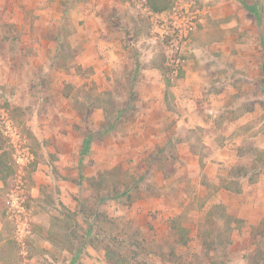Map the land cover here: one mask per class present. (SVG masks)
Listing matches in <instances>:
<instances>
[{
  "label": "rangeland",
  "instance_id": "374dc122",
  "mask_svg": "<svg viewBox=\"0 0 264 264\" xmlns=\"http://www.w3.org/2000/svg\"><path fill=\"white\" fill-rule=\"evenodd\" d=\"M0 128V264H264V0H0Z\"/></svg>",
  "mask_w": 264,
  "mask_h": 264
},
{
  "label": "trees",
  "instance_id": "16d2710c",
  "mask_svg": "<svg viewBox=\"0 0 264 264\" xmlns=\"http://www.w3.org/2000/svg\"><path fill=\"white\" fill-rule=\"evenodd\" d=\"M173 2H174V0H148V4L150 6V9L152 10V12H154L156 14H159V13H162V12H165V11L171 9ZM7 145H8L7 140L4 138V135H3L1 128H0V151H2V153L0 155V180H2L4 182L7 181L8 177L12 173L11 168L7 164V162H8L7 159L10 156V152H8V150H6ZM50 167L54 170L53 165H50ZM96 238H98V237H96ZM179 240H180L182 246H185V247L188 246L190 238L188 236V231L186 229L181 230ZM116 256H117V253L113 252L111 250V248L109 247L107 249L108 259L114 260V258ZM118 260H119V258H118Z\"/></svg>",
  "mask_w": 264,
  "mask_h": 264
},
{
  "label": "crops",
  "instance_id": "0c3cea01",
  "mask_svg": "<svg viewBox=\"0 0 264 264\" xmlns=\"http://www.w3.org/2000/svg\"><path fill=\"white\" fill-rule=\"evenodd\" d=\"M142 72H144V70L142 71ZM139 78V80L137 79V83H138V85H141V83L142 82H144L143 81V78H144V76L143 75H140V77H138ZM146 81V80H145ZM161 80L160 79H158V80H155V82H157L160 86H162V83L160 82ZM194 82V81H193ZM192 82V83H193ZM143 84V83H142ZM253 84V83H252ZM196 86L197 87H200L198 84H196ZM257 87V86H256ZM193 88L195 89V83H193ZM171 90H173V87H171ZM176 95L177 96H179L178 95V93H177V91H176ZM164 97H166V96H164ZM178 99V98H177ZM188 100V99H187ZM190 100V99H189ZM188 100V101H189ZM167 102V101H166ZM194 105H195V108L197 109V111H199V108L200 107H202V108H205L206 106H207V103L206 102H203L202 104H198V101H195L194 102ZM200 106V107H199ZM219 108V107H218ZM181 112V111H180ZM201 112V111H200ZM195 113V112H194ZM193 113V114H194ZM199 113V112H198ZM193 114H190V115H188V117L189 118H193L192 116H193ZM199 115V117H200V120H202V122H200L199 123V126L200 127H205V126H211V121H212V119H209V120H207V122H205L204 121V119H205V117H207V115L205 114V113H203L202 112V115L201 114H198ZM216 116H217V114H216ZM191 120V119H190ZM190 120H188V121H190ZM213 122V121H212ZM206 128V127H205ZM215 129H216V127H215ZM176 135L178 134V133H175ZM175 135V136H176ZM180 143H183L182 141L180 142ZM186 144H188V143H186ZM189 149V148H188ZM189 151H190V149H189ZM4 188H5V184H4V182L3 181H0V192L2 191V190H4ZM0 217H1V213H0ZM3 229V224L0 222V232H1V230ZM0 248H2V247H0ZM2 249H4V247L2 248ZM2 249H0V250H2ZM4 256V254L2 253V254H0V258H2Z\"/></svg>",
  "mask_w": 264,
  "mask_h": 264
},
{
  "label": "built area",
  "instance_id": "2783aa9c",
  "mask_svg": "<svg viewBox=\"0 0 264 264\" xmlns=\"http://www.w3.org/2000/svg\"><path fill=\"white\" fill-rule=\"evenodd\" d=\"M167 34H169V33H167ZM162 39L166 40L167 37L163 36ZM168 43H169L167 46V49L169 50V51H167L168 59L172 64L176 65L175 67H179L181 61H180L179 57L177 58V56L175 55V53L179 50V46H178L179 41L175 40L174 38H171V39H169ZM175 70H176V68H175ZM13 129H14L13 128V122L8 120L7 121L8 132H11ZM11 136H15V134L13 135V133H11ZM15 146L17 147V150L21 147V145H15ZM16 204H17L18 209L23 208L19 203H16ZM22 210H24V209L18 210V212H21ZM16 217H18V216H16Z\"/></svg>",
  "mask_w": 264,
  "mask_h": 264
}]
</instances>
